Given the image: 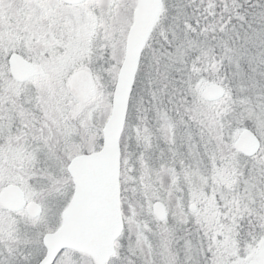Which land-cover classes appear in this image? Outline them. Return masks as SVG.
Masks as SVG:
<instances>
[{"label": "snow or ice", "instance_id": "6c2138e0", "mask_svg": "<svg viewBox=\"0 0 264 264\" xmlns=\"http://www.w3.org/2000/svg\"><path fill=\"white\" fill-rule=\"evenodd\" d=\"M0 264H264V0H0Z\"/></svg>", "mask_w": 264, "mask_h": 264}]
</instances>
